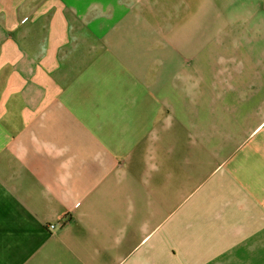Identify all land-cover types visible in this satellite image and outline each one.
<instances>
[{"label":"crops","instance_id":"1","mask_svg":"<svg viewBox=\"0 0 264 264\" xmlns=\"http://www.w3.org/2000/svg\"><path fill=\"white\" fill-rule=\"evenodd\" d=\"M139 2L0 0V264H264V0Z\"/></svg>","mask_w":264,"mask_h":264},{"label":"rangeland","instance_id":"2","mask_svg":"<svg viewBox=\"0 0 264 264\" xmlns=\"http://www.w3.org/2000/svg\"><path fill=\"white\" fill-rule=\"evenodd\" d=\"M150 1V4L148 2ZM156 7L157 30L168 28L169 35L188 31V37L195 36L196 22L204 27V36H211L213 21L217 14L212 13L213 6L224 5L229 0H154ZM151 8L152 0H140L139 4ZM164 9V10H163ZM223 14V13H221ZM178 30V31H177ZM210 32V33H209Z\"/></svg>","mask_w":264,"mask_h":264},{"label":"built area","instance_id":"3","mask_svg":"<svg viewBox=\"0 0 264 264\" xmlns=\"http://www.w3.org/2000/svg\"><path fill=\"white\" fill-rule=\"evenodd\" d=\"M54 228H55L54 226L51 227V229H54Z\"/></svg>","mask_w":264,"mask_h":264}]
</instances>
